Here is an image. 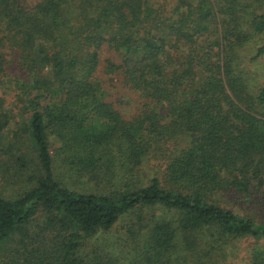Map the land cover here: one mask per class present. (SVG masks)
<instances>
[{
	"label": "trees",
	"instance_id": "trees-1",
	"mask_svg": "<svg viewBox=\"0 0 264 264\" xmlns=\"http://www.w3.org/2000/svg\"><path fill=\"white\" fill-rule=\"evenodd\" d=\"M249 31L264 33V0H0V91L15 98L0 97V131L18 108L33 152L13 168L26 167L22 189L0 194V250L18 237L2 264H117L114 244L90 240L126 214L128 264H213L219 241L264 239L263 223L225 205L264 215V82L244 70ZM151 159L162 178L142 186ZM151 209L167 217L145 221Z\"/></svg>",
	"mask_w": 264,
	"mask_h": 264
},
{
	"label": "rangeland",
	"instance_id": "rangeland-1",
	"mask_svg": "<svg viewBox=\"0 0 264 264\" xmlns=\"http://www.w3.org/2000/svg\"><path fill=\"white\" fill-rule=\"evenodd\" d=\"M167 2L171 3L172 0H167ZM217 28L218 26H216V29ZM249 34L250 37L248 38V41L245 42L242 49L241 55L244 56L242 63L250 81L261 83L264 82V49L254 60L249 61L248 57H251L256 52L257 48L263 44L264 33L262 35H252L251 31H249ZM5 80L6 81L3 87H7L9 84L8 78ZM0 92V97L5 101L4 106L9 104L11 105V103L15 102V98L12 97L11 91H6V93H3L2 91ZM129 103H131V99L124 101L123 107ZM19 111L20 110H18V108H13V116L11 120H9L7 125L0 131V194L2 193L5 196L15 195L22 189L24 183L26 182V178L22 174L24 169L30 164V158L33 155L27 134L24 132V114H20ZM15 134H17L16 138ZM50 139L52 147L56 146L57 143L52 141V137H50ZM186 142V137L183 136L178 138L176 141L177 148L184 146ZM13 143H16L14 149H12ZM8 145L10 146V150L7 149ZM7 151L11 153V156L7 155ZM7 159L10 161H6ZM21 160L25 161L26 167L23 168L21 175H15V170L13 168L19 167ZM159 162L160 161H155L153 159L146 160L140 166L139 183H141L142 186L147 185L149 179L154 176H157L160 179L162 178V166ZM9 167L12 168L9 169ZM225 205L239 216L248 217L256 223L264 224V215L259 212V209H255L250 205L247 206L246 203L235 204L231 201H228ZM150 214H154L157 217H167L166 213H163L158 209L142 211L141 215L145 221H147L146 218L151 217ZM130 218L134 220L133 216L130 214L121 216L107 232H99L94 239L90 240L91 244L100 248L112 246L114 244L115 249H113L112 252L117 255V264H128L129 259L132 257L133 251L130 250H133L134 248H129V246L124 247V243L122 242L123 239H130V235H128L125 231L126 225L130 223ZM35 222H38V220ZM35 222L32 223L30 229L35 225ZM143 224L144 226L142 224L141 225L146 227V222H143ZM17 240V235H14L11 241L7 243V246L0 250V264L8 260L10 255L9 253L14 251V248L17 247ZM89 243L86 246L88 249L91 247V244ZM136 243L141 246V240L139 241V239H136L133 245L135 246ZM219 243L221 244V252L212 250L209 255L213 264H249V258L253 250H264V239L248 236L230 238L228 241H219ZM133 245L131 246L133 247ZM124 254L128 257L123 259L122 256Z\"/></svg>",
	"mask_w": 264,
	"mask_h": 264
}]
</instances>
